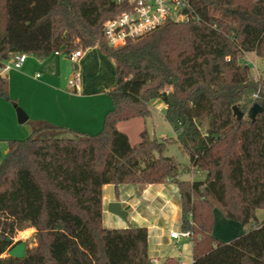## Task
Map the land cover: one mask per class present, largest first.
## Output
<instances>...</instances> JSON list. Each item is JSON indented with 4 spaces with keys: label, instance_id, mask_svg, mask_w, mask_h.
I'll return each instance as SVG.
<instances>
[{
    "label": "trees",
    "instance_id": "trees-1",
    "mask_svg": "<svg viewBox=\"0 0 264 264\" xmlns=\"http://www.w3.org/2000/svg\"><path fill=\"white\" fill-rule=\"evenodd\" d=\"M187 2L188 22L169 21L113 48L102 26L125 12L123 5L0 0V70L16 55L43 60L96 47L114 61L116 74L111 111L98 133L36 122L25 140L7 141L0 256L27 221L37 231V247L25 260L0 258V264H153L147 230L104 227L102 188L167 182L179 195L180 229L191 233L192 264H264V220L256 217L264 210V86L243 62L249 53L264 61V0ZM0 99L10 102L7 77L0 76ZM155 100L164 104L175 137L151 139L143 130L130 143L118 124L144 121ZM253 104L262 112L250 121ZM170 145L188 156V167L165 155ZM186 172L205 178L182 181ZM215 209L247 230L230 243L218 241Z\"/></svg>",
    "mask_w": 264,
    "mask_h": 264
},
{
    "label": "crops",
    "instance_id": "crops-1",
    "mask_svg": "<svg viewBox=\"0 0 264 264\" xmlns=\"http://www.w3.org/2000/svg\"><path fill=\"white\" fill-rule=\"evenodd\" d=\"M26 59L21 69L0 75L7 77L10 99V102L0 99V163L8 152L7 141L25 140L32 131V123L46 122L55 127L94 135L102 129L103 119L111 111L108 93L115 84V65L98 48L83 50L82 58L75 66L62 53L43 60L34 56H27ZM75 71L80 75V84L78 90L73 91L68 88V81ZM155 103L159 111L165 109L160 101H155L153 105ZM11 105L26 113L24 124L16 123L17 116ZM102 196L104 227L144 228L148 234V256L153 264H163L167 259L182 263L178 259L183 251L182 243H179L181 249H177V242L169 237V232L181 231L179 195L173 183L142 187L106 185L102 188ZM114 201L119 202L127 214L125 220L107 212V205ZM27 227L32 228L28 221L17 230ZM169 245L173 250L168 251ZM185 248L191 254V260L190 243Z\"/></svg>",
    "mask_w": 264,
    "mask_h": 264
},
{
    "label": "built area",
    "instance_id": "built-area-1",
    "mask_svg": "<svg viewBox=\"0 0 264 264\" xmlns=\"http://www.w3.org/2000/svg\"><path fill=\"white\" fill-rule=\"evenodd\" d=\"M114 4L123 5L126 11L114 18L104 21L102 35L108 47L120 48L128 42L142 38L145 34L160 28L165 23L172 21L175 23L188 22L187 10L189 3L187 0H111ZM27 55H16L6 61L0 70V75L9 70H19L27 60ZM69 62L75 66L82 58V50H76L66 55ZM39 77V76H37ZM80 75L75 71L71 80L68 81V88L73 91L78 90ZM256 95H253L255 98ZM170 239L176 241L177 249H181L180 241L190 240L191 233L188 231H171ZM192 264V259L185 263Z\"/></svg>",
    "mask_w": 264,
    "mask_h": 264
},
{
    "label": "rangeland",
    "instance_id": "rangeland-1",
    "mask_svg": "<svg viewBox=\"0 0 264 264\" xmlns=\"http://www.w3.org/2000/svg\"><path fill=\"white\" fill-rule=\"evenodd\" d=\"M243 62L250 65V71L252 77L256 81H260L264 86V61L256 57L254 53H249L244 56ZM157 101V100H155ZM149 104L151 108V114L144 121L143 120H134L128 123L118 124L120 130L125 133L128 137L130 143L135 144L138 142V134L145 130L147 131L151 139H164V138H174L175 131L172 125L168 124L164 119V110H158L153 103ZM13 111H15L14 106L11 105ZM16 113V111H15ZM17 123V121H16ZM165 155L168 157L174 158L178 164L182 167H188L189 159L188 156L175 146L170 145L165 152ZM205 178L204 174L199 172H186L181 176V180L187 181H200ZM213 236L218 240L224 243H230L234 240H237L242 236L243 232L247 228H243L238 222H231L224 218L223 214L219 210H213ZM256 217L258 221L264 220V210H258L256 212ZM13 238V244L17 242H23L26 244V251H32L37 247V231L34 228L27 227L26 229H20L15 231ZM183 251L179 253L178 259L180 262L184 263L190 260L191 254L187 252L186 248L189 243L187 240H182ZM185 246V247H184ZM169 250L173 248L169 245ZM177 252V251H176ZM0 258L5 259L8 257V252L0 256Z\"/></svg>",
    "mask_w": 264,
    "mask_h": 264
},
{
    "label": "water",
    "instance_id": "water-1",
    "mask_svg": "<svg viewBox=\"0 0 264 264\" xmlns=\"http://www.w3.org/2000/svg\"><path fill=\"white\" fill-rule=\"evenodd\" d=\"M14 109L16 111L17 123L19 125L24 124V122L27 120L26 113L16 106H14ZM232 111L237 121H241L243 119L244 117L243 113L238 109L237 106H233ZM261 112H262V108L257 104H253V106L248 112L249 120L254 121L255 117ZM107 212L109 214L116 215L117 217L123 220H125L127 217V214L122 210L120 203L116 201L107 205ZM8 251H9L8 252L9 258L11 257L18 260L26 259V255H27L26 244L23 242H17L13 244Z\"/></svg>",
    "mask_w": 264,
    "mask_h": 264
}]
</instances>
